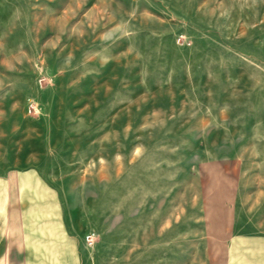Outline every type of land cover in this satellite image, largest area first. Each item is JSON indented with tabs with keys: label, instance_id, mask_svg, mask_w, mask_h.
Returning a JSON list of instances; mask_svg holds the SVG:
<instances>
[{
	"label": "rangeland",
	"instance_id": "obj_1",
	"mask_svg": "<svg viewBox=\"0 0 264 264\" xmlns=\"http://www.w3.org/2000/svg\"><path fill=\"white\" fill-rule=\"evenodd\" d=\"M19 185L67 202L66 263L243 264L264 231V0H0V190Z\"/></svg>",
	"mask_w": 264,
	"mask_h": 264
},
{
	"label": "crops",
	"instance_id": "obj_2",
	"mask_svg": "<svg viewBox=\"0 0 264 264\" xmlns=\"http://www.w3.org/2000/svg\"><path fill=\"white\" fill-rule=\"evenodd\" d=\"M23 186H17L20 200L15 202L7 186L0 190V257L51 256L58 258L57 264H69L67 258L78 256L75 243L81 238L77 237L80 231L67 221V202L60 200L58 189L52 192L42 185L31 186L35 195L28 200L26 189L30 186ZM39 187L50 200H42ZM243 241V264H264V231L246 234ZM71 264H76L75 259Z\"/></svg>",
	"mask_w": 264,
	"mask_h": 264
},
{
	"label": "built area",
	"instance_id": "obj_3",
	"mask_svg": "<svg viewBox=\"0 0 264 264\" xmlns=\"http://www.w3.org/2000/svg\"><path fill=\"white\" fill-rule=\"evenodd\" d=\"M93 240H94V238H93V234L92 233L86 234L85 242H86L87 245H91L93 243Z\"/></svg>",
	"mask_w": 264,
	"mask_h": 264
}]
</instances>
